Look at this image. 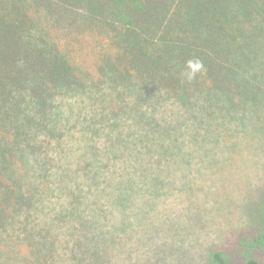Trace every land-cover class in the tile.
I'll return each mask as SVG.
<instances>
[{
	"label": "trees",
	"instance_id": "obj_1",
	"mask_svg": "<svg viewBox=\"0 0 264 264\" xmlns=\"http://www.w3.org/2000/svg\"><path fill=\"white\" fill-rule=\"evenodd\" d=\"M190 60L203 69L189 82ZM262 104L264 0H0V264H88L93 244L120 250L119 231L137 232L103 230L112 217L85 206L93 191L145 172L178 178L160 170L177 148L163 152L161 139L177 142L167 127L251 139ZM148 154L153 166L139 164ZM208 258L264 264V193L253 225Z\"/></svg>",
	"mask_w": 264,
	"mask_h": 264
},
{
	"label": "rangeland",
	"instance_id": "obj_2",
	"mask_svg": "<svg viewBox=\"0 0 264 264\" xmlns=\"http://www.w3.org/2000/svg\"><path fill=\"white\" fill-rule=\"evenodd\" d=\"M254 119L255 115L252 122ZM252 122L247 126L248 131L254 132L251 139H247L246 130L240 129L237 139L219 141L180 137L184 127L183 121L177 119V125L166 128V135L176 136L177 142L161 139L163 152L172 151V142L177 148L160 170L163 177L181 173L178 178L166 176L162 180L155 178L158 173L145 172L125 185L94 190V199L85 206L94 210L91 212L96 217H112L108 223L100 221L102 229L108 231V225L121 221L137 233L130 236L119 231L118 240L125 242L126 236L128 242L120 250L112 252L110 248L104 256L102 244H93L100 254L88 264H210L212 249L227 247L236 235L253 225L256 206L264 193V124ZM143 156L138 159L139 164L153 166L156 158ZM209 170L216 173L208 178ZM153 180L160 183L150 185ZM107 200L116 211L114 217ZM91 215L87 213L86 218ZM58 238L67 241L69 248L74 247L73 237L65 231H58Z\"/></svg>",
	"mask_w": 264,
	"mask_h": 264
},
{
	"label": "clouds",
	"instance_id": "obj_3",
	"mask_svg": "<svg viewBox=\"0 0 264 264\" xmlns=\"http://www.w3.org/2000/svg\"><path fill=\"white\" fill-rule=\"evenodd\" d=\"M203 69V65L198 60H190L186 65V70L183 72V76L187 81H192L198 72Z\"/></svg>",
	"mask_w": 264,
	"mask_h": 264
}]
</instances>
